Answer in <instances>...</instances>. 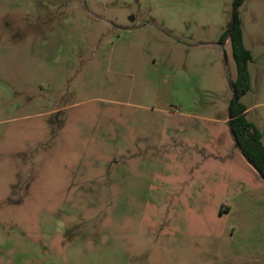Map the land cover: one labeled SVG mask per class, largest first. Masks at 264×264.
Listing matches in <instances>:
<instances>
[{"label": "rangeland", "instance_id": "obj_1", "mask_svg": "<svg viewBox=\"0 0 264 264\" xmlns=\"http://www.w3.org/2000/svg\"><path fill=\"white\" fill-rule=\"evenodd\" d=\"M264 0H0V264H264Z\"/></svg>", "mask_w": 264, "mask_h": 264}, {"label": "trees", "instance_id": "obj_2", "mask_svg": "<svg viewBox=\"0 0 264 264\" xmlns=\"http://www.w3.org/2000/svg\"><path fill=\"white\" fill-rule=\"evenodd\" d=\"M242 1L232 0V6H239ZM236 16L233 25L230 19L225 32L218 41L221 45L225 39L229 40L231 54L236 68V79L230 83V88L232 92H236L238 99L235 104L233 103V97L230 101L228 111L230 110L231 119L227 121V125L233 141L244 159L264 179V147L260 142V133L255 123L246 118V109L238 101L249 88L247 64L251 60V55L242 43L241 29Z\"/></svg>", "mask_w": 264, "mask_h": 264}, {"label": "water", "instance_id": "obj_3", "mask_svg": "<svg viewBox=\"0 0 264 264\" xmlns=\"http://www.w3.org/2000/svg\"><path fill=\"white\" fill-rule=\"evenodd\" d=\"M235 12H236V8H234L231 12V24L233 25L234 24V21H235ZM237 94L235 91H233V103L235 104L237 102ZM231 119V116H230V110L228 111L227 113V121H229Z\"/></svg>", "mask_w": 264, "mask_h": 264}]
</instances>
